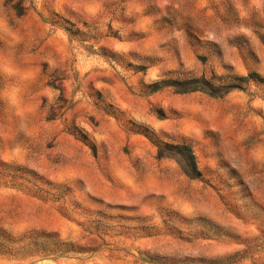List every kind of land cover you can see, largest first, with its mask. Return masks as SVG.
<instances>
[{
  "label": "rangeland",
  "instance_id": "1",
  "mask_svg": "<svg viewBox=\"0 0 264 264\" xmlns=\"http://www.w3.org/2000/svg\"><path fill=\"white\" fill-rule=\"evenodd\" d=\"M0 264H264V0H0Z\"/></svg>",
  "mask_w": 264,
  "mask_h": 264
},
{
  "label": "trees",
  "instance_id": "2",
  "mask_svg": "<svg viewBox=\"0 0 264 264\" xmlns=\"http://www.w3.org/2000/svg\"><path fill=\"white\" fill-rule=\"evenodd\" d=\"M177 150L179 152H184L185 154H183L184 156H182L181 154V167L184 171V173H186L188 176L190 177H196L197 176V172H196V168H195V164H194V158H193V154L191 152V150L186 147V146H176ZM70 247H74L72 244H69ZM76 249V250H74ZM71 249L72 252H81V247L79 248H74ZM63 253V252H62ZM82 253V252H81Z\"/></svg>",
  "mask_w": 264,
  "mask_h": 264
}]
</instances>
